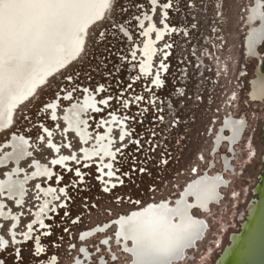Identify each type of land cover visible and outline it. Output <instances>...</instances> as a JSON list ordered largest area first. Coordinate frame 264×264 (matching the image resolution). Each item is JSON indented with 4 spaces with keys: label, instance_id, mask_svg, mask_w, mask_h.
Instances as JSON below:
<instances>
[{
    "label": "rangeland",
    "instance_id": "obj_1",
    "mask_svg": "<svg viewBox=\"0 0 264 264\" xmlns=\"http://www.w3.org/2000/svg\"><path fill=\"white\" fill-rule=\"evenodd\" d=\"M105 1L106 0H104V4ZM207 2L213 5L210 16H213L217 24L222 27L221 29L227 42L225 50L220 54L223 60L221 61L223 64L222 66L225 68H222L220 64H218L217 67L220 66L222 71H225L227 74L229 73L228 88L238 93L236 101L232 104L230 111L233 112L234 118H241L243 114L246 118V125L257 123L259 117L258 114H260L263 119L262 127L259 130L258 136H255L253 143L255 149L258 151L257 157L252 160L249 157H246V154L249 153V148L247 145H243L244 136L238 144L234 146L236 151L234 156H229L227 154L226 144H223L220 147V150L214 157L211 156L213 138L216 135L218 128L217 125H220L221 118L224 114L220 113V115L216 116L213 112L210 113L207 109H204L199 102L196 103L195 98L189 99L188 103H186L183 108H181V104H177L174 101L175 103H173V107L170 105L165 106L164 123L161 124L160 128L158 125L156 126V130L158 128L159 131L163 132L162 135L158 136V133L155 132L157 137L156 139H153V144H156L158 148L162 147V142L165 139L167 146L171 148L170 151L173 154L171 153L168 156V159L163 162V164L166 163L165 166L161 162L160 167H158V165H150V168H145L150 159L153 157L156 159L161 157L159 151L153 153L152 149L148 148L150 143L149 140H151L150 137L148 138L149 140L146 139L143 142V150L141 153L136 154L138 151L137 148H135L134 153H132L135 154V158H138L137 161H135V158L133 157L130 158V153L127 151L122 152L124 153V156L121 158L120 164L115 166L116 164L114 165L113 162V170L116 175V180L114 181L112 178V182H115L116 186L112 187L108 192H106V186L103 185L101 176L98 174V170L95 167H91L90 170L84 171L85 178H83V181H80V179H74L72 173L65 175L60 167H56L53 169V177L50 179L52 181L47 183H50L51 186L53 185L58 189L59 198L57 199L58 202L55 204V206L58 204V208L56 207V211H54V208H51L49 215L45 217V230L42 231L39 230L38 226L35 227L34 237L26 242L21 240V243H11V238L7 235L9 234L7 229L9 228L10 223L7 221H0V236L6 241L5 245L2 246L0 240V264H47L48 261L50 262L52 260L55 261L54 264H74L77 259H80L83 262L84 257L81 254V249L83 248L89 250V253H91L92 256V263L86 264H100V261L103 260L104 257L106 264H126L128 258L126 255L117 252L116 246L112 248L114 253H110L105 247H101V250L96 253V250L93 251L90 247H96L101 237H111V235L114 234L115 226H111L112 222L121 216H126L136 210L133 209L135 205L130 204L132 200L139 202L141 206L149 202H169V205H173L180 197H176L178 192L187 182L194 178V175H192L194 168H197V173L201 174L202 172H205L209 164L213 162L215 169L212 170V172L219 173L223 169L221 158L227 156L233 159L231 161L233 173L225 174V177L230 181V185L228 189H220V194H222L224 198L217 205H211L209 207L210 213L208 215H202L196 210L192 212L195 217H201L209 224L208 232H206L205 235L208 238L212 237L215 246L212 244V251L210 254L205 253L201 257H198V262L191 264H209L211 257L221 249L229 234L228 232L231 230L229 228H232L234 225L244 206V201L248 199L250 195L247 196L246 191L243 192L244 187L250 186L252 189L253 184H256L262 172L264 162V115L261 114V110L264 112V99L259 102H253L248 97V94L250 93V82L256 78L259 58L249 57L246 59L244 50L240 47L242 35V32L240 31V12L245 4L244 1L207 0ZM104 4L101 8L100 14L104 8ZM200 13L202 15L205 12L201 10ZM98 22L99 21H95L84 29L82 36L80 37V41L81 39H83V41L79 43V51L71 62L62 66L60 69L45 75L41 80L39 79L40 82L39 80H36V83L29 90L30 92L28 91L22 100H19V98V101L15 103V107H18L17 112H13L14 110L11 109L12 112H10L11 116L9 115V120L16 125L10 129L7 128L0 131V153L1 148L3 147L2 143L6 141L10 135L13 133L15 134V132H21L24 134L26 133L25 130L34 127L35 123L39 122L45 124L49 129H54L56 127L54 125V128H51V124L56 123L53 121L51 122V112L45 113L44 111L46 107L45 105L52 100L56 95V92L60 91L57 86L62 81L63 74L66 76L68 72H75L79 68H83V66L86 67V71L88 68H90L91 71L94 70L95 67L102 68V65L100 66V61L102 64L101 58H95L96 55L94 57L87 56L85 53L87 44L88 47L89 45H92V47L95 48V54L99 55L101 53L102 46L96 47L97 43L91 40L92 35H90V32L91 34H94L98 29ZM82 46L83 51L81 52ZM217 70L219 71V68H217ZM243 73H247L245 77H242ZM260 74L264 77V61L260 67ZM222 79L226 80L225 78ZM242 83L244 85H242ZM35 88L36 90L34 91ZM240 88H242V90ZM81 96L83 97V94ZM81 96L77 93L74 94V97H77L78 99H80ZM63 97L65 96H62L61 98L63 99ZM67 104L68 103L63 102V105L61 107L57 106V108H64ZM171 108H173V110ZM40 114H42V116H39ZM174 114H176V117L182 118L183 122L180 124L181 126H179L181 129H178V127L171 130L172 126L177 123V120L173 117ZM25 117L28 118L25 119ZM215 118H219L220 121L212 130L213 134H210ZM154 127L155 126H153V128ZM61 129L62 131L64 130L63 128ZM42 131L35 126L32 131H30V134L24 135L25 137L33 139L32 141L37 145L34 147V143L30 142V145L36 150L34 152L35 159H33V161L37 160L42 164H50L51 159H48L50 154L43 142H39ZM59 132L60 130L57 129L54 134L55 137L53 136V138L60 139L62 136L59 135ZM38 133L40 136H37ZM36 138L39 140L34 141ZM62 139L65 140V137H62ZM70 140L73 141L71 137ZM72 144L73 148L79 146V144L75 142H72ZM116 147H118V144ZM64 151L65 149L60 152L64 153ZM79 151L77 150L75 152ZM122 153H119V155H122ZM57 155H59V153H57ZM151 155L153 156L151 157ZM31 163L32 161H25L22 163V166L26 168L31 165ZM69 166H72V164ZM69 166L67 165L66 168H69ZM138 167L142 168V170L136 171L135 169ZM147 169H151V174L146 172ZM119 170L125 172L123 174L124 177L122 176V173H117ZM127 171L130 173L128 174ZM242 172H244V174H241ZM2 174L3 170H0V177ZM206 175L210 176L211 172ZM198 177L200 178L202 175ZM61 178H63V183H57ZM196 179L198 178H194L193 181ZM33 187V184L27 186L28 192L24 203H27L25 204V208L28 210H19L14 208L15 206L12 207L15 205L12 201H9V203L7 202L8 206L11 207L14 213H18L22 216L19 217V223L16 226V229L21 232L27 226L29 219H31L32 212H30V210L32 209L31 211H33L35 207V209H37V206L39 205V194L36 193L37 190L33 189ZM234 193L236 196L235 198H232ZM167 199L170 201H167ZM60 200L61 202L59 203ZM188 201L189 203L191 202L190 199H188ZM131 209L133 210L129 212ZM23 211L25 212L22 213ZM110 220L113 221L110 222V224H106ZM102 224L105 225L100 226ZM104 226L108 227L105 232L90 237L94 238L91 241L83 243L79 240V236L83 232ZM221 227H225L227 230H221ZM37 237L40 238L39 246L42 249L40 252L36 249L35 239ZM200 246L203 247L204 245ZM202 247L201 249H203ZM114 254L117 255V262H113V258L115 257Z\"/></svg>",
    "mask_w": 264,
    "mask_h": 264
},
{
    "label": "bare ground",
    "instance_id": "obj_2",
    "mask_svg": "<svg viewBox=\"0 0 264 264\" xmlns=\"http://www.w3.org/2000/svg\"><path fill=\"white\" fill-rule=\"evenodd\" d=\"M103 4L104 0H0V131L15 127L16 124H13L9 120V115L11 116L10 112H12L11 109L14 110L13 112H17L16 109L18 107H15V103L26 96L36 83V80H41L45 75L67 65L76 57L79 51V43L83 41V39L80 41V37L84 29L95 21L100 22L108 14V10L111 8L110 0L105 1L104 8L100 14ZM153 29L154 26L150 23L145 31L146 41L141 50L143 60L139 70L145 75L149 74L151 70L153 57L157 52L155 45L162 37L160 30H157L156 39L153 40L149 35ZM74 94H67L61 91L57 93V96L55 95L56 97L53 100L45 105L44 112H51V122H56L54 123L56 126L54 129H49L42 122H39L41 125L38 123L40 128L37 124L34 125L41 131L43 130L40 140L37 139V141L43 142L47 148L50 154L48 159H51L50 164H42L37 160L33 161L35 159L34 152L36 151L34 147L37 145L32 141L33 139L24 135H27L28 132L30 134L33 127L25 130L26 133L24 134L21 132L13 133L2 143L0 170H3V174L0 177V221L10 223L7 229L9 234L7 235L11 238V243L17 244L21 243V240L24 242L31 240L35 234V227L38 226L41 229L44 225L46 226L44 220L49 215L51 208H54V211H56L58 204L56 206L55 204L59 198L58 189L47 183L52 181L50 179L53 175V169L56 167H60L62 171L69 169L70 171H74V174L77 176L74 179H80V181H83V169L81 168L83 165L85 167H95L101 176L103 185L106 186V192L116 186L115 182H112V178L114 181L116 180L113 170L114 149L116 147L113 144L122 141L126 134L123 129V123L117 121L116 117H112L109 121L101 122L100 126L97 125L95 127V122L94 126L89 128L91 125V114L100 112L96 106L98 104L95 97L88 91H86L85 97L81 96L80 99L74 97ZM62 96H65L63 97L65 100L61 98ZM63 102L68 104L64 108L58 109L57 106L61 107ZM61 128L64 130L62 131ZM57 129L60 130L59 135L65 137L66 140L65 153L61 152L63 155L60 154L58 156L56 155L59 145L61 147L63 142L61 139L57 143L54 142L55 138L53 136ZM99 130L102 133L95 135ZM70 137L73 141L70 140ZM30 142L34 143V147L30 145ZM72 142L81 145V151L71 153V157H69L68 152L72 151ZM73 160L76 162L71 163ZM25 161H32V163L25 168L22 166V163ZM70 164L72 166H69ZM67 165L69 168H66ZM196 177L198 175L194 178ZM194 178L185 184L176 197L183 192L185 187ZM213 179L206 176L191 183L187 189L188 192L194 193L193 198L196 201L201 199L202 196H210L211 198L205 206H191L187 202L188 196L185 192L176 206H166L164 210L163 216L165 218L169 220L178 218L180 220V231L178 232L183 234V245L191 239L198 238L186 251L194 248L195 244L202 239L206 231V223L202 219L197 220L192 218L191 211L198 210L201 211L199 213L202 215H208L210 213L209 206L217 205L221 198L220 189L224 186V180L221 177ZM30 184H33V189H36V193L39 194V205L37 209L35 207L33 211H31L32 209L30 210L32 212V216L30 215L31 219H29L27 226L21 232L16 229V226L19 223V217L22 216L14 213L11 207L8 206V203L12 201L15 204L12 207L15 206L14 208L19 210L26 209L25 204L27 203H24V200L28 192L27 186ZM149 203L140 207H134L133 209L137 210L147 206ZM112 221L110 220L106 224H110ZM103 225L105 224L100 226ZM32 226L35 227L32 228ZM170 226L169 222L165 233L171 234L175 238L176 227L172 226V228ZM42 229L45 230V227ZM92 239L94 238L86 239L85 242ZM0 240L2 246H4L6 243L5 239L1 237ZM35 242L36 249L40 252L42 250L39 246L40 238L37 237ZM102 246L107 248L110 253L113 252L112 248L114 246L118 250L115 236L101 237L97 246L93 247L92 250L99 252ZM180 248L179 246L178 250ZM81 251L85 253V249H81ZM184 251H182V256ZM86 253L87 256L82 255L84 257L83 262L78 259L81 264L89 263L91 260L89 251L86 250ZM100 264H105V261L101 260Z\"/></svg>",
    "mask_w": 264,
    "mask_h": 264
},
{
    "label": "built area",
    "instance_id": "obj_3",
    "mask_svg": "<svg viewBox=\"0 0 264 264\" xmlns=\"http://www.w3.org/2000/svg\"><path fill=\"white\" fill-rule=\"evenodd\" d=\"M243 1L245 4L240 12V31L242 32L240 47L244 50L247 59L252 57L245 51V42L251 27L248 16L256 0ZM110 2L111 8L106 17L98 23L99 27L94 34L90 32L91 40L97 43L96 47L102 46L101 53L95 54V48L92 45L88 47L87 44L85 49L87 56L96 55L95 58H101L102 68L95 67L92 71L88 68L86 71V67L83 66L75 72H68L66 76L63 74L57 88L67 94L77 93L79 96L83 94V97L88 91L95 97L98 104L96 106L100 112L91 114L89 128L94 126L95 122V127L100 126L101 122L109 121L112 117H116L117 121L123 123L126 134L122 141L117 142L118 147H116L117 144H113L116 147L114 149L115 166L120 164L124 156L122 152L128 151L130 158H135V154H132L135 148L138 150L136 154L141 153L143 142L151 137L148 148H151L153 153L159 151L161 157L150 159L145 168H150V165L160 167L161 162L163 164L172 153L165 142L166 139L160 148L153 144V139L157 137L155 132L158 136L163 133L158 128L156 130V126L160 128L165 121V106L173 107V103L176 102L183 108L189 99L195 98V102H199L210 113L213 112L216 116L220 113L224 114L221 123L226 117L234 118L230 108L236 101L238 93L228 88L229 73L222 71L225 67L222 66L223 60L220 56L227 42L222 27L217 24L213 16H210L213 5L207 0H110ZM201 10L205 12L202 15ZM150 23L154 26L149 34L150 37L155 40L157 30H160L162 37L156 42L157 52L153 57L151 70L145 75L139 68L143 60L141 50L146 41L145 31ZM263 45L264 39L255 48L259 50ZM258 61L260 63V59ZM218 64L222 66L221 69L220 66L217 67ZM246 74L243 73L242 77ZM173 117L177 123H173L171 130L178 128L183 122L182 118L176 117V114ZM219 118L213 121L210 134H213L212 130L219 123ZM235 119L242 120L245 127L246 118L243 114L241 118ZM221 123L217 125V133ZM35 124L39 127L41 125ZM223 144L226 143L223 142L217 150L213 148L211 156L214 157ZM137 160L138 158H135V161ZM221 161L223 162V158ZM210 164L205 172L213 170L214 166ZM163 165L165 166L166 163ZM90 168L91 166L83 165V178H85L84 171ZM135 170H142V168L138 167ZM146 172L151 174L152 171L147 169ZM117 173H122L123 176L125 172L119 170ZM192 175L194 177L198 175L197 168H194ZM130 204L135 207L141 206L135 200H132ZM80 238L81 235L79 240L86 243ZM89 263H92V260Z\"/></svg>",
    "mask_w": 264,
    "mask_h": 264
},
{
    "label": "flooded vegetation",
    "instance_id": "obj_4",
    "mask_svg": "<svg viewBox=\"0 0 264 264\" xmlns=\"http://www.w3.org/2000/svg\"><path fill=\"white\" fill-rule=\"evenodd\" d=\"M248 17H249L248 21L251 27H250V31L246 39V42H245V46H246L245 51L249 56H252L254 58L258 57L260 59L259 66L261 67L264 61V45L259 50H257L255 46L258 45L262 39H264V0L255 1V6L250 9ZM259 66L256 71V78L250 82L249 97L251 101L253 102H259L264 99V77L261 76L260 74ZM263 113L264 112H262L261 110L262 115H264ZM258 115L259 117H258L257 123L248 124L249 127L248 125L244 127V122L242 120L235 119L232 116L230 118H225L224 121L221 123V126L218 130L216 137H214L212 147L215 150H217L218 147L223 142H225L227 145V154L229 156H234L236 153L234 146L239 142L241 134H242V137L244 136L243 145L244 146L247 145V147L249 148L248 150L249 153L246 154V157H249L251 160L255 159V157H257L258 155V151L257 149H255L253 145L254 138L255 136L256 137L258 136L259 130L262 127V123H263L262 116L260 114ZM51 126H52L51 128H54V124H51ZM101 130L103 131V129ZM101 130L96 132L95 135L98 133L101 134L102 133ZM37 136H40V134L38 133ZM60 139L61 141L63 140L62 138ZM60 139H55L54 142L57 143L58 140ZM36 140L37 138L35 139V141ZM65 141L66 140H63V145L61 147L59 145V149H58L59 155L61 154L60 151H63L64 149L66 150V145H64ZM74 150L75 151L81 150V145L77 146L76 148H73L72 146V151L68 152V155H70L69 157H71V153L75 152ZM232 160H233L232 158L224 156L223 162H222L223 169L221 172L217 173V172H212L211 170L210 176L206 175V174H210V172L208 171L202 172L201 174H198V176L202 175V177L200 178L196 177L198 178L196 180L203 179L206 176L211 179L216 178V177L218 178L221 177L223 180L225 179L224 186L221 189L223 190L228 189L230 185V181L229 179L225 177V174L233 173L232 167H231ZM75 162L76 161L73 160L71 163H75ZM212 165L214 166L213 167V170H214L215 165L210 164V166ZM261 173H262V176L259 177V183H257L256 185L253 184L252 189L250 188V186L244 187L243 192L246 191L247 196L251 193L252 196H255V199H252V203L248 202L249 199H246L244 201L245 212L242 218L240 219L242 220V224H240L241 228H238L240 233L238 235H232L231 233L228 232L229 234L227 236V239H229V236L231 235L230 248L233 247L232 246L233 237H239L238 239L240 238L242 239L244 231L246 229L245 228L246 225L250 223L251 219L253 218L254 213L257 212V210L259 211L260 202L262 199V189L264 187V162H263ZM241 174H244V172H242ZM191 183H189L186 186L183 192L179 195L180 197L174 202L173 205H169V202L168 203L167 202L166 203L151 202L147 206L134 210V212L126 216H121L120 218L116 219L114 222L111 223V226L112 225L115 226L114 235L112 234L111 237L115 236V240L118 245L117 252L123 255H126V257L128 258V261L126 262V264H191L194 262H198L199 261L198 257H201L205 253L207 254L211 253L212 244L213 246L215 245H214L212 237L208 238L205 235L206 232H208L209 224L205 222L203 218L195 217L192 214L194 210L191 211L192 218L197 219V220L202 219L203 222L206 223V231L202 239L195 244L194 248L187 250V251L186 249L190 248L198 238L191 239L189 242L183 245V241H182L183 234L178 232L180 231L179 230L180 220L178 218H172L169 220L163 216V214L165 213L164 210L166 206L167 207L176 206L177 202H179L183 193L185 192L187 193V196H188L187 202L189 203L188 199L191 200V202L189 203L191 206L193 205L194 206H205L206 205L207 201L211 197L202 196L201 199L196 201L193 198L194 193L187 191ZM220 196L221 198L219 202L222 201V199L224 198L222 194ZM235 196L236 195L234 193L232 198H235ZM198 212H201V211H198ZM169 222L171 224L170 227L172 226L176 227L175 238L172 237L171 234L169 235L165 233ZM43 227H45V225ZM43 227H41V229L39 230H43L42 229ZM107 228L108 227L104 226L101 228L98 227L93 230L85 231L83 232L85 233V235H83V233L81 234V239L85 241L86 239H89L90 237L94 235H97L99 233L100 234L104 233ZM221 228H222L221 230H227L225 227H221ZM229 229H231V227ZM181 231H182V228H181ZM200 245H204V246L202 247ZM179 246L181 248L178 250ZM201 247L203 249H201ZM182 251H184L183 256H182ZM226 251L227 250H225L224 252H222V250L217 251L216 254L212 256L211 259L209 260V264H223ZM81 253L87 256L86 249H85V253H83V251H81ZM114 256L115 257L113 258V261L117 262L118 261V259L116 258L117 255L114 254ZM47 264H54V261L52 260L48 262ZM74 264H81V262L77 259Z\"/></svg>",
    "mask_w": 264,
    "mask_h": 264
},
{
    "label": "water",
    "instance_id": "obj_5",
    "mask_svg": "<svg viewBox=\"0 0 264 264\" xmlns=\"http://www.w3.org/2000/svg\"><path fill=\"white\" fill-rule=\"evenodd\" d=\"M261 176L262 173L259 177ZM257 183H259V178L256 184ZM248 199V202L252 203V199H255V196H252L250 193ZM244 212L245 208L243 206L229 232L232 235H238L240 233L238 228H241L240 224H242V220L240 219ZM245 228L242 239H238L239 237H233V247L230 248L231 235L229 236V239H225L220 249L222 252L227 250L223 264H264V187L262 189V199L259 211L257 210V212L254 213L253 218Z\"/></svg>",
    "mask_w": 264,
    "mask_h": 264
},
{
    "label": "crops",
    "instance_id": "obj_6",
    "mask_svg": "<svg viewBox=\"0 0 264 264\" xmlns=\"http://www.w3.org/2000/svg\"><path fill=\"white\" fill-rule=\"evenodd\" d=\"M51 177H52V176H51ZM35 226H36V225H35ZM35 226H34V227H35ZM34 227L32 226V228H34ZM81 254H82V253H81ZM82 255H83V254H82Z\"/></svg>",
    "mask_w": 264,
    "mask_h": 264
}]
</instances>
